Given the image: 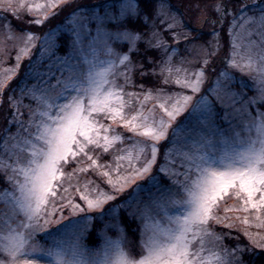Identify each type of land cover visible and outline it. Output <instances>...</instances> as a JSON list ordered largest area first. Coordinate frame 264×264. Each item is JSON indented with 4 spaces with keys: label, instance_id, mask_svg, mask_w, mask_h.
I'll list each match as a JSON object with an SVG mask.
<instances>
[{
    "label": "snow or ice",
    "instance_id": "6c2138e0",
    "mask_svg": "<svg viewBox=\"0 0 264 264\" xmlns=\"http://www.w3.org/2000/svg\"><path fill=\"white\" fill-rule=\"evenodd\" d=\"M192 2L198 9L196 0ZM232 4L239 7L233 10ZM252 4L259 9L255 15L247 14L249 0H217L215 18L201 15L193 34L172 12L171 0H95L92 4L44 0L30 7L0 0L4 12L26 8L41 13L29 21L32 26L59 21L43 37L23 30L19 39L25 47L10 75L0 81V105L9 110L8 126L0 137V151L8 154L7 161L0 157L4 173L0 179L8 185L0 189L4 206L0 255L6 257L0 264H264V251L257 253L239 240L231 248L205 247L209 238L223 241L224 235L215 233L211 223L228 219L215 213L230 190L242 199L243 211L255 213L257 227H264V111L257 108L253 116L249 110L250 105L264 103V0ZM228 16L230 52L220 40ZM5 26L11 31V22ZM205 26H211L207 33ZM61 32L69 36L57 42ZM36 40L41 41L38 56L16 85L5 91L7 80L19 69L22 56L30 55L29 45ZM139 43L145 52H140ZM114 45L128 50L118 51ZM62 47L65 55L59 54ZM222 48L224 54L219 55ZM192 50H198L200 62L191 71L176 67L174 58L180 57L183 64L187 62L183 53ZM132 55H142L144 63L134 64ZM230 69L256 73L252 87L259 95L239 108L244 93L237 89L247 85L238 82ZM133 72L163 76L164 84L174 83L177 90L140 85V93L128 92V86L136 87ZM29 80L36 83L30 87ZM57 89L59 95L52 96ZM25 96L38 106L32 109L24 104ZM126 96L139 103L131 118L126 108L132 103ZM141 96L156 104L145 111ZM21 107L29 110L26 126L19 119L24 115ZM117 119L133 133L128 137L131 146L113 157L114 165H101L91 153L108 152L122 140L105 123ZM13 126L35 131L21 139L19 132L11 134ZM17 150L28 151L30 158L12 162ZM81 157L90 161L86 167H79ZM73 164L76 167L66 174L64 168ZM90 169L97 170L103 188L91 180L85 181L83 191L75 185L82 203L70 195H57L61 188L68 193L73 178ZM61 177H66L67 187ZM101 222L103 242L91 248L84 239ZM243 222L249 223L247 218ZM53 225L58 227L45 231ZM110 230L116 235H110ZM128 230L139 232L138 245H132ZM38 233H43L40 239L47 238L48 246L37 240ZM245 235L264 250V236L246 230Z\"/></svg>",
    "mask_w": 264,
    "mask_h": 264
},
{
    "label": "rangeland",
    "instance_id": "374dc122",
    "mask_svg": "<svg viewBox=\"0 0 264 264\" xmlns=\"http://www.w3.org/2000/svg\"><path fill=\"white\" fill-rule=\"evenodd\" d=\"M72 1H74V0H72ZM16 2L18 4L19 3L26 4V5H28L30 7L33 4L43 3L44 0H16ZM196 2L199 4V8L198 9L194 7L192 0H189V2H188L189 6L188 7L184 4L185 7L183 6V14H186L187 16L186 15L184 16L182 14L180 15V14H178L179 12L177 13L174 10L175 8H177V11L179 10L177 5L182 7V3L181 2H179L178 4H175V6H177V7L171 6L172 12H174L175 14L179 15L182 18L185 27L186 28L187 27H189V28L191 27L190 29H188L189 31L192 30V29L197 31L199 29V27H200L199 17H201V15L208 16V17H213V18H215V16L217 15V13L215 12V8H214V5L216 4L217 0H196ZM221 2H223V0H221ZM231 6H232V8L234 10L237 5L232 4ZM258 12H259L258 7H255V8L254 7L253 8L249 7L248 10H247V14L248 15H255ZM9 14L17 16V17H21V18L29 16V18H31V19L34 16L41 15V13H38V12L27 11L26 8H20V9H18V11L16 13L4 12V11L0 10V81L6 79L10 75L9 69H11V68H13L15 66V64H16V56L20 53V49L25 47V44L21 41V39H19L20 36L24 35V33L22 31L17 30L14 27H12L11 31H9L7 29V27L5 26L6 22H8V21L7 20L5 21L4 18L7 15H9ZM230 21H231V17H230V19L226 18L225 29L227 28V23L230 22ZM34 27H37V26H34ZM210 27L211 26H205L204 31L208 32L210 30ZM237 31L239 32V34L241 36V39L242 40L245 39V33L240 32L239 29ZM35 35L38 36L37 34H35ZM220 40H221V44L224 46V48H227L229 50V52H230L231 49L229 47V36L226 35L225 31H220ZM37 44H38V40H36L34 42V46L29 45L30 55L22 56L21 59L30 58L32 53L36 50ZM114 47H117V50L121 51V52H125V51L128 50L127 48H125V47H123L121 45H114ZM224 48L221 49L219 55H223L224 54ZM243 51H246V49H243ZM183 57L187 61V62H185L183 64L181 63V58L180 57H175L174 58V64L176 65V67L188 69L189 71H191L200 62V57L198 55V50H192L190 53H183ZM131 59H132L133 63L137 64V65H140V64L144 63V60L142 59V56L140 57V56L132 55ZM21 62H22V60H20V66H21ZM19 70H20V67L15 72L14 75H11V79H13L17 75ZM230 71L235 73V76L237 77L238 82L242 81L244 84H246L249 87V90H245V88H243V89H239L238 88L237 89V90H242L243 93H244L243 100L238 102L237 105H236V107L239 108V107L242 106L243 101H247L249 98L257 97L259 95L258 90L254 89L252 87V85H253L252 77H254L256 75V73L254 71L250 72L247 69L243 73H241L237 69H230ZM134 75H135V72L131 73L133 81L135 79V78L133 79ZM175 77H176V73L174 72L173 75H172V79L174 80ZM11 79H8L7 83ZM120 83H123L122 79L120 80ZM53 84H55V81H54ZM206 86H207V81L205 82V87ZM59 91L60 90L57 89V90L53 91L50 94L52 96H56V95H59ZM126 91L133 92V93H140L141 89H138L136 87L128 86L126 88ZM28 97L30 99H32V97H30V96H28ZM140 99L145 104V111H147V109L152 108V106L154 104H156L155 100L144 101L143 100V96H141ZM125 100H129L132 103L131 107L126 108V112L128 113V118H131V116L135 114V110L139 107V103L135 102L134 100H132V98L127 97V96L125 97ZM26 105H30L32 109H35L38 106V102L35 101V100H34V104L31 103V102L30 103L26 102ZM257 108H259L261 111H264V103H258V104L249 106V110L251 111L253 116L257 115V111H256ZM20 111L22 113H24V115L22 117H20L19 119L23 120V122H24V124L26 126L28 120L30 119L29 114H28L29 110L24 108V107H21ZM8 115H9V110L7 109V107L3 106V114H2V117H1V123L0 124H2L5 121V118H6V121H7ZM156 115L157 116L160 115V110L159 109H157ZM105 123L106 124H110L112 129L115 130L111 134H116V133L121 134L122 140L117 141L114 144V146L108 150V152H104L101 149H95L91 154L93 155V158L97 159L98 162L101 165H105V164H113L114 165L113 157L115 155H122L123 154V151H122L123 149L130 148L132 141L129 140L128 137H131L133 135V133H131L128 128H125L123 123L119 119H117L115 122L110 121V120L109 121H105ZM7 126H8L7 123H5L2 127H0V137L4 136V131L3 130ZM34 131H35V129H28L27 131H25V128H18L17 126H13L11 128V134L13 136H15L16 133L19 132L21 139L30 138V137H28V133L29 132H34ZM13 143H15V141H9L10 145L13 144ZM0 157H2L4 161L8 160V154L4 153L3 151H0ZM17 157L23 163V162L27 161L30 158V154H29L28 151L17 150L16 151V155L12 157V162H14ZM80 160H81V163H80L79 167H86L87 164L90 163V161H88L87 159H85L83 157H81ZM74 167H76L75 164H73L71 167H65L64 168L65 173L67 174V173L72 172V169ZM104 170L111 171V169H100L99 171H104ZM179 171H183V169L180 168ZM3 175H4V173L0 172V176H3ZM192 178H195V173L192 174ZM20 179H22V177H20ZM101 179L102 178L99 177V174H98L96 169H90L88 173H78L73 178V180L71 181V183L73 184V187L70 189V191L65 194V193H63V190L61 188L60 190H58L57 195L58 196L59 195H70L78 203H82V201L80 200L79 195L76 193L75 185L79 184L81 186V191H83V187L82 186L85 183V181L91 180V181H94L96 184H99L100 187L103 188V184L101 183ZM103 179L106 180V178H103ZM181 179H183V177H181ZM61 181L63 182V186L64 187L68 186V181H67L66 177H61ZM6 187H8L7 183L3 179H0V189L6 188ZM90 187H92V186L90 185ZM230 192H231V190L229 191L228 196L224 197V199L219 203V208H218V210H217V212L215 214L217 216H219L220 218L227 217L228 219H226V220L232 221V219L229 218L230 214H228V212L231 211V210L227 209V208H229V204L225 203L226 200L229 199V197H230L229 195H231ZM57 202L61 203L60 201H57ZM234 206L236 208H239L236 205H234ZM234 206L233 207L230 206V207H232L234 209L235 208ZM3 208H4V206L2 204H0V211H3ZM68 211L69 210L67 208L64 209V214L66 216L68 215ZM219 211L220 212L224 211V213H219ZM56 215L58 216L59 212H57ZM22 218L23 217H20V219H22ZM69 218H71V217H69ZM64 222H66V221H64ZM213 223H216V222L213 221L211 223V228H212V230L215 233H217L216 230H215V227L212 226ZM52 227H58V226L57 225H53V226H51V227H49L48 229H45V230H50ZM109 234L115 236L116 232L114 230H110ZM128 237H129L130 241L133 243V240L131 239L132 236L128 235ZM222 243H223V241H214V240H212V238H209V242L206 243L205 247H206V249H210V248H213V245H215V250L222 249L225 246H227L228 248L232 247L230 245H226V244H222ZM0 259H6V257L3 256V255H0Z\"/></svg>",
    "mask_w": 264,
    "mask_h": 264
},
{
    "label": "trees",
    "instance_id": "16d2710c",
    "mask_svg": "<svg viewBox=\"0 0 264 264\" xmlns=\"http://www.w3.org/2000/svg\"><path fill=\"white\" fill-rule=\"evenodd\" d=\"M72 2L73 3H81L82 2V3L92 4L95 2V0L94 1L93 0H74ZM179 2L182 3V7L177 5L179 10L177 11V8H175L174 10L177 13L179 12L178 14H180V15L182 14L185 16L186 14H183V6L185 7V5H186L188 7L189 6V4H188L189 0H171V4H172L171 6L177 7V6H175V4H178ZM250 8H253V7H250ZM6 17H7L6 20L8 22H11L12 27H14L17 30L22 31V32H23V30L27 29L28 31H31L34 34H37L39 37H43L45 35V33H47L49 31L50 28L55 27L59 23L58 20H52L51 24H49L47 21H45L44 25H40L39 27L38 26L34 27L29 23V21L31 19V18H29V16L21 18V17H17V16L9 14ZM230 17L231 16L227 17V19H230ZM49 19H51V17H49ZM190 28L187 27V29H190ZM190 31H192L193 34H195L194 32H196V30H193V29ZM225 32H226V29H225ZM205 33H207V31ZM67 36H69L68 33L61 32L55 37V39L57 40V42H59L61 40V38L67 37ZM168 43L173 44L174 42L169 40ZM180 43L184 44L185 42L183 40H181ZM138 47H139L141 53L145 52V47L143 46L142 43H139ZM40 49H41V41L38 40L36 50L32 53L30 58L21 59L22 62H21L20 70L18 71L17 75L7 83V87L5 88V91H7L8 88H11L14 85H16L17 81H19L24 76V73L29 66V62L36 59V57L38 56V50H40ZM185 53H190V52H185ZM59 54L60 55L66 54L65 49L63 47L59 49ZM149 55L153 59L159 60V57L154 55V53L149 52ZM142 59L144 60L143 56H142ZM45 64H47V61H45ZM53 70H55V69H53ZM146 71H148V69H146ZM159 71H160L159 68L155 69V72L157 74L159 73ZM57 75H59V74L57 73ZM133 79L135 81L134 82L135 85H137L136 88H138V89H141L140 85H143L145 89H155L158 87H165V88H168L169 90H177V87H178L174 83L169 84V85H165L163 82L164 77L158 76V75L143 76L142 77V76L138 75L137 73H135ZM54 81H55V79H53L52 83H54ZM153 81H155V83ZM35 83L36 82L34 80L28 81V84L30 87L32 85H34ZM245 90H249V87L248 86L245 87ZM16 95H17V98H19V92H17ZM26 102H29V103L31 102L34 104V100L30 99L28 96L24 97L23 103L26 104ZM2 114H3V105H0V123H1ZM5 123H7L6 118H5V121L2 124H0V127H2ZM223 126L226 127L227 124H225ZM230 194L231 195H229L230 196L229 199L226 200L225 203L229 204V208H227V209L231 210L228 212V214H230L229 218H231L232 221L225 219V220H223L222 223H213L212 224V226L215 227V230L217 233L224 235L222 244L233 246L237 242V240H239V241L243 242L244 244L248 245L250 248L254 249L257 253L264 251L262 249L256 248L255 245H252L251 241L245 235V230H246L247 232H250L253 234H259L260 236H264V227H257V221L255 220V213L251 212V211L250 212L243 211L242 210V204H243L242 199L236 198L232 191L230 192ZM109 203H112V202H109ZM233 204L238 206L239 208H236ZM107 206L108 205L106 204L105 207H107ZM230 206H232V207L234 206L235 210ZM224 211L223 212L219 211V213H224ZM244 218H247L249 223L245 224L243 222ZM229 224H231L233 226L230 228L227 227V225H229ZM102 228H103V222L100 223L99 227H94L92 229H89L88 234L84 239V243L91 248L99 247L103 241V236L101 235V232H100V229H102ZM45 231L50 232L51 229L45 230ZM127 234L129 236L130 235L132 236L131 239L133 240V243H132L133 246L139 244L140 234L138 231L133 232L132 230H128ZM42 235H43V233H38L37 237H36L37 240H39L41 244L48 246L49 241L47 240L46 237L44 239H40V237ZM245 259H246V257H245Z\"/></svg>",
    "mask_w": 264,
    "mask_h": 264
},
{
    "label": "water",
    "instance_id": "95a60500",
    "mask_svg": "<svg viewBox=\"0 0 264 264\" xmlns=\"http://www.w3.org/2000/svg\"><path fill=\"white\" fill-rule=\"evenodd\" d=\"M257 2H258V0H257ZM252 6H256L255 4H252V3H250Z\"/></svg>",
    "mask_w": 264,
    "mask_h": 264
},
{
    "label": "flooded vegetation",
    "instance_id": "af4514ba",
    "mask_svg": "<svg viewBox=\"0 0 264 264\" xmlns=\"http://www.w3.org/2000/svg\"><path fill=\"white\" fill-rule=\"evenodd\" d=\"M251 1V0H250ZM235 5H237L236 7H238L239 5L238 4H235ZM232 7V6H231ZM235 10V9H234Z\"/></svg>",
    "mask_w": 264,
    "mask_h": 264
}]
</instances>
